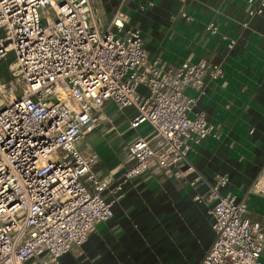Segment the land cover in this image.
<instances>
[{"label": "built area", "instance_id": "built-area-1", "mask_svg": "<svg viewBox=\"0 0 264 264\" xmlns=\"http://www.w3.org/2000/svg\"><path fill=\"white\" fill-rule=\"evenodd\" d=\"M130 1L119 0L103 22L95 0H0V62L15 54L11 78L0 82V264H60L113 217L123 185L148 172L208 186L194 199L209 205L216 237L200 264H264V227L248 216V196L264 197V168L241 198L221 192L227 173L213 182L201 174L188 178L197 172L191 145L220 136L193 107L206 93L205 77L218 79L223 67L150 57L142 31L129 25ZM247 4L249 17L263 15L264 0ZM180 15L195 19L185 9ZM206 29L229 49L237 42L214 20ZM110 101L119 113L135 108L130 129L144 122L152 129L128 143L131 165L108 178L95 169L99 154L83 152L79 143Z\"/></svg>", "mask_w": 264, "mask_h": 264}, {"label": "crops", "instance_id": "crops-1", "mask_svg": "<svg viewBox=\"0 0 264 264\" xmlns=\"http://www.w3.org/2000/svg\"><path fill=\"white\" fill-rule=\"evenodd\" d=\"M148 1L154 5L141 11L139 6ZM95 4L107 22L119 0ZM247 7V0H132L125 6L129 25L142 31L150 57L167 65L188 59L223 67L218 79L205 77L206 93L193 107L205 113L220 136L209 135L191 145L188 156L197 172L188 178L201 174L213 182L216 174L227 173L230 179L221 192L238 198L264 168V13L249 17ZM182 9L195 19L184 20ZM211 20L221 33L236 38L233 48L219 34L207 31ZM185 93L197 95L191 88ZM134 114L132 106L119 113L113 102H107L98 127L79 143L83 152L99 154L95 169L104 177L130 166L128 143L149 133H133L129 124ZM207 189L193 188L165 173L148 172L129 180L123 185L124 195L112 205L113 217L98 224L81 246L64 253L60 264H200L216 237L209 205L194 199ZM248 216L264 227V197L248 196Z\"/></svg>", "mask_w": 264, "mask_h": 264}, {"label": "rangeland", "instance_id": "rangeland-1", "mask_svg": "<svg viewBox=\"0 0 264 264\" xmlns=\"http://www.w3.org/2000/svg\"><path fill=\"white\" fill-rule=\"evenodd\" d=\"M15 61V54L13 51H10L6 58H4L0 62V82L7 83L9 79L11 78V74L9 72V65L12 64ZM152 129L151 125L149 127L148 122L142 123L137 129L133 130V133L137 132H150ZM144 130V131H143Z\"/></svg>", "mask_w": 264, "mask_h": 264}]
</instances>
